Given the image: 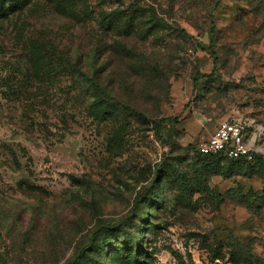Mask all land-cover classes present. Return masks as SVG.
Listing matches in <instances>:
<instances>
[{"label": "rangeland", "instance_id": "1", "mask_svg": "<svg viewBox=\"0 0 264 264\" xmlns=\"http://www.w3.org/2000/svg\"><path fill=\"white\" fill-rule=\"evenodd\" d=\"M11 1L0 264H264V168L196 151L264 124V0Z\"/></svg>", "mask_w": 264, "mask_h": 264}, {"label": "built area", "instance_id": "2", "mask_svg": "<svg viewBox=\"0 0 264 264\" xmlns=\"http://www.w3.org/2000/svg\"><path fill=\"white\" fill-rule=\"evenodd\" d=\"M197 150L207 156L241 159L264 167V124L249 117L221 120Z\"/></svg>", "mask_w": 264, "mask_h": 264}, {"label": "trees", "instance_id": "3", "mask_svg": "<svg viewBox=\"0 0 264 264\" xmlns=\"http://www.w3.org/2000/svg\"><path fill=\"white\" fill-rule=\"evenodd\" d=\"M12 3H13V5H15L16 4V2H15V0H12L11 1ZM1 5V4H0ZM4 6H5V4L4 3H2V5H1V8H4ZM198 79V77H195V81ZM92 82H94V80H91ZM199 154H201L198 150H196ZM201 155H203V156H205V157H216V156H207V155H204V154H201ZM225 157V156H224ZM238 160H241V159H238ZM244 161H246V160H244ZM260 166H262L261 164H259ZM262 168H264L263 166H262Z\"/></svg>", "mask_w": 264, "mask_h": 264}]
</instances>
